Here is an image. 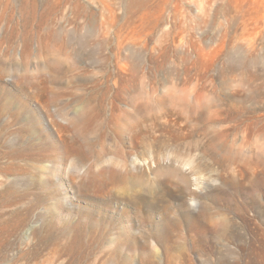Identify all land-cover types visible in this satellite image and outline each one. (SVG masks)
<instances>
[{"label": "rangeland", "instance_id": "1", "mask_svg": "<svg viewBox=\"0 0 264 264\" xmlns=\"http://www.w3.org/2000/svg\"><path fill=\"white\" fill-rule=\"evenodd\" d=\"M0 264H264V0H0Z\"/></svg>", "mask_w": 264, "mask_h": 264}, {"label": "bare ground", "instance_id": "2", "mask_svg": "<svg viewBox=\"0 0 264 264\" xmlns=\"http://www.w3.org/2000/svg\"><path fill=\"white\" fill-rule=\"evenodd\" d=\"M25 44H27V42H25ZM22 53H25V52H22Z\"/></svg>", "mask_w": 264, "mask_h": 264}]
</instances>
